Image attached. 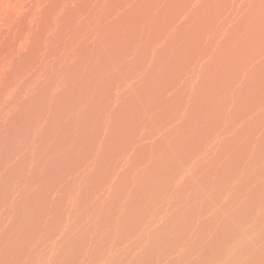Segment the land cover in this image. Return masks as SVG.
<instances>
[{
	"label": "rangeland",
	"instance_id": "1",
	"mask_svg": "<svg viewBox=\"0 0 264 264\" xmlns=\"http://www.w3.org/2000/svg\"><path fill=\"white\" fill-rule=\"evenodd\" d=\"M0 264H264V0H0Z\"/></svg>",
	"mask_w": 264,
	"mask_h": 264
}]
</instances>
